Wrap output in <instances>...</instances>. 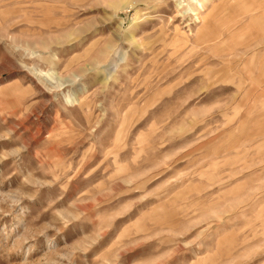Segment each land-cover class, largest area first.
<instances>
[{"label":"rangeland","instance_id":"rangeland-1","mask_svg":"<svg viewBox=\"0 0 264 264\" xmlns=\"http://www.w3.org/2000/svg\"><path fill=\"white\" fill-rule=\"evenodd\" d=\"M229 1L0 0V264H264Z\"/></svg>","mask_w":264,"mask_h":264},{"label":"crops","instance_id":"crops-1","mask_svg":"<svg viewBox=\"0 0 264 264\" xmlns=\"http://www.w3.org/2000/svg\"><path fill=\"white\" fill-rule=\"evenodd\" d=\"M198 2L201 4L200 1ZM223 10H225L223 15L228 16L230 21L236 18L237 22L236 27L230 28L228 37L233 38L236 34L241 39L244 33L251 42L249 46L252 50L244 57L245 64L253 66L254 72L264 73V0H230L224 5L215 7L213 17L215 23L221 22ZM219 36L220 33L215 32L209 38L217 41ZM241 58L242 56L239 55V60Z\"/></svg>","mask_w":264,"mask_h":264}]
</instances>
